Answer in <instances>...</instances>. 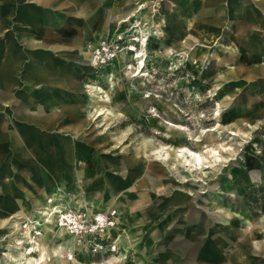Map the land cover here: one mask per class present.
<instances>
[{
    "label": "rangeland",
    "instance_id": "obj_1",
    "mask_svg": "<svg viewBox=\"0 0 264 264\" xmlns=\"http://www.w3.org/2000/svg\"><path fill=\"white\" fill-rule=\"evenodd\" d=\"M77 1L85 9L82 25L72 28L62 18L56 25L23 22L17 0H0V134L18 128L34 139L37 158L22 178L35 202L43 199L36 207L24 190L9 194L8 183L20 189L14 177L19 161L0 163L9 172L7 177L0 172V264L23 263L34 243L55 251L46 264H197L196 257L213 261L220 251L240 257V248L234 251L238 232L252 245L264 241V229L252 236L250 229L264 216V76H248L250 70L227 61L238 54L259 73L264 37L254 29L237 32L227 9L239 4L246 14H258L264 0H249L261 3L253 5L248 0ZM23 42L70 49L49 56L38 52L37 60L28 58L31 50ZM52 59L69 66L74 88L58 90L49 83L53 76H36ZM54 89L69 93L54 99ZM29 91L46 98L34 99ZM70 98L83 111L67 116L61 102ZM101 110L107 112L98 115ZM43 114L56 119L45 125L37 120ZM75 119L80 122L72 136L58 130ZM181 149L205 158L202 168L189 166ZM61 164L75 165L70 178L48 186ZM38 165L34 176L29 171ZM50 198L63 206L56 226L67 205L86 213L90 228L97 213L113 225L96 224L87 239L65 227L58 239L51 234V219L41 218ZM20 205L29 211L15 212ZM132 222L141 225L142 234H132ZM102 230L105 236L98 234ZM151 231L150 247L140 252L133 245L144 243ZM229 231L231 236L223 235ZM115 241L120 250L111 254ZM96 244L102 250L95 252ZM175 246L180 250L170 263L157 260ZM258 249L264 253V246ZM251 251L238 264H264L258 250Z\"/></svg>",
    "mask_w": 264,
    "mask_h": 264
},
{
    "label": "crops",
    "instance_id": "obj_2",
    "mask_svg": "<svg viewBox=\"0 0 264 264\" xmlns=\"http://www.w3.org/2000/svg\"><path fill=\"white\" fill-rule=\"evenodd\" d=\"M17 1H18V3H20L22 5L23 14H22L21 18H22L23 22H26L29 24L46 23L48 25L49 24L50 25H56L59 23L60 18H62L64 21H66V24L68 25V27L76 28L77 26L82 25V23H81L82 19L80 17H81L82 12L85 9L84 8L85 3L84 4L80 3L77 0H30L34 3V4H31L30 6H26L25 0H17ZM248 2L250 3L249 0H248ZM250 4L253 5V4H261V3H253V4L250 3ZM262 4H264V3H262ZM48 8H51V9H48ZM59 8H63V10H62L63 12L56 13V14L51 12V10H55V9H59ZM39 9L42 10V12H43L42 14L40 13ZM65 9H66V11L64 12ZM78 10H82L76 16V18H78L80 20V22H76V20L74 19L75 18V11H78ZM227 11L229 12V19L232 20L233 27L237 32L245 33L247 31H249V29H254V30H256V32H255L256 36H258V31H259L261 36L264 37V7L261 8L260 13H258V14H246L243 11L242 6L239 4H235V6L232 7V9L229 7L227 9ZM67 15H68V19H67ZM241 17L243 19H240ZM35 18H36V21H35ZM68 20H69V22H68ZM18 37H19V39L15 40L16 42H19V40H20V36H18ZM233 39L236 42L239 41L237 38H233ZM260 39L262 40L263 38H260ZM263 43H264V41H263ZM22 44L24 47L29 48L31 50L28 53V58H31L33 56V59H37V60L41 59L38 57V52H42L43 53L42 55H44V56H49L51 54L50 52H52V53L53 52H63L64 50L68 51L70 49L69 46H61L59 44H42L39 47L32 46V45H30L28 43H24V42ZM263 47L264 46L262 45V47L260 48V51ZM231 48H233V46H231ZM84 50H87V46L84 48ZM246 59H247V57H246ZM86 61L89 65V60H86ZM227 61L229 62V65H233L235 67V69H238V70L243 69L246 72H247V70H250V72L246 73L248 76H255L256 77L257 74L260 76H264V61H262L263 62L261 64L262 68L259 70V73H255V72H253V70L248 69V67L245 65L244 58L238 54L228 55ZM36 76L37 77H45V78L47 76H53L50 79L49 83L52 84L53 86H55V88H57V89L59 87L62 88V87L68 86V88L71 90L72 88H74L76 86L74 78H73V74H72L69 66L65 65V64H60L53 59L50 60V64H48L46 67H43L40 71L36 72ZM68 93H69V91L64 92L62 90L59 92V91L55 90V91H53V96H54V99H59L57 96L61 97L62 94H68ZM263 93H264V90H263ZM29 94H31V96H33L32 98H34V99L39 98V97H40V99L46 98L45 93H42L39 96L36 94V92L29 91ZM61 103H62V110L64 113H66L67 116L69 115V113L74 114L75 112L77 113V112L83 111V109L72 98L67 99L65 101H62ZM6 118L7 117L5 116V122L3 121V123H6L7 119H9V118H7V119ZM55 119H56V115H50V114H47V115L43 114L42 116L37 118L38 121L44 123L45 125H47V124L50 125L52 122H54ZM79 122L80 121L78 119L71 120L70 122H66L64 124H61L59 126L58 130H60L61 133L72 136L75 125ZM2 126L5 128L4 124H2ZM0 129H2V128H0ZM2 130L4 131V129H2ZM30 155L32 156L31 158H30ZM34 157L37 158V148H36L34 139L32 137L30 138L26 134L21 133L18 128H12V129H9V131L7 133L0 134V163H2L4 161L5 162L10 161L12 158H15L17 161H19L18 162L19 167H17L18 173L14 177H16L15 178V181H16L15 186H18V188L20 187V189H18V190L16 189L17 191L13 190V186L11 187V184L8 183L6 185L7 192H9V194L19 196V193L20 192L23 193V190H24V192L26 194V198L28 199L27 200L28 203H30V202L35 203V206L37 207L38 204H36V202H35V195H34L33 190H31L30 188H26L29 186H27L26 184H23L24 179L22 178V176H24V172L34 166V164H35V162L33 160ZM73 167H75V165H72L69 169L68 166L61 164L58 168L57 173L53 176L52 180L50 182H48L47 185L49 186V185H51V183L53 184L55 182H64L66 180V178L69 177V175L73 172V170H72ZM38 168H39V165L36 169H34V170L32 169L29 172H33L34 176H36V174H37L36 172L38 171ZM0 172L3 173L4 177L9 176L7 166L1 165L0 166ZM29 172H28V174H29ZM77 173L78 172L76 170V172H74V174H77ZM74 177H75V180L77 182V185L79 186L81 184V182L79 181L80 178L78 176H74ZM52 181H54V182H52ZM33 183H34V180H33ZM35 185H36V183H35ZM36 189H37V185H36ZM19 190H21V191L19 192ZM123 190L124 189H122L119 186V197L122 194ZM55 191H56V188L52 189L51 192L49 194H47L46 196H49V195L51 196ZM86 196H87V194H85V198H86ZM87 200H88L87 202L89 204H91V205L93 204L91 202L90 198H88ZM42 203H43V199H42V202H40L39 204L41 205ZM23 206L24 205H20L17 208V210L15 209L16 210L15 212H19V213L24 212L25 213V211H29L26 208L24 209ZM136 222H132L129 224L130 229L133 232L132 234L140 235V234H142L143 229L141 228L140 224L135 225ZM250 229H252L251 230L252 231L251 236L255 235V233H253V232H259L258 230H263L264 229V216L260 217L255 222V224L250 225ZM215 230L220 231V229H218V228ZM231 233H233V232L229 231L225 234L223 233V235L224 236L225 235L231 236ZM151 236H153L152 231L146 235V240L144 241V243H142L140 246H138V241H137V244H135L133 246L137 247L140 252L147 251L148 248L150 247ZM243 236H244V234H242L241 232H238L236 235L237 242L235 244L236 248L234 249V251L239 247L240 250L242 251V252L241 251L239 252L240 257L236 256L238 254L236 252L234 255H231V254L227 255L226 251H220L222 253V255L220 254L221 256L217 257V259L213 260V261L203 260L201 256L196 257V260L198 261L197 264H238L240 261H243L244 258H241V257H244L243 255L245 253L248 254V253L253 252V251H251L253 248L258 250L257 251L258 253L256 252V254L264 257L263 251L258 249V248H262L264 246V241H262V240L261 241H254L253 245H252L250 240L247 239V241H244ZM165 241L162 242V243H164L163 246H165ZM231 243H232L231 241H228V247L230 246ZM157 246L159 248L162 247V246H160V244ZM125 247H126V245H125ZM231 247H232V245H231ZM220 248H222V246H220ZM173 249H175V250H173ZM173 249L171 251L172 253L171 252L168 254L163 253V254H161V256L158 254L157 260H159L161 262L170 263L171 259H175L176 256L178 255L177 253H179L180 247L175 246V247H173ZM221 250H224V249H221ZM155 256H157V255L155 254ZM120 264H124V263H120ZM190 264H193V263H190Z\"/></svg>",
    "mask_w": 264,
    "mask_h": 264
},
{
    "label": "bare ground",
    "instance_id": "obj_3",
    "mask_svg": "<svg viewBox=\"0 0 264 264\" xmlns=\"http://www.w3.org/2000/svg\"><path fill=\"white\" fill-rule=\"evenodd\" d=\"M79 12H81V10H78V11H75V15L77 14H79ZM75 20H76V22H80V20L79 19H77V18H74ZM99 54H101V51H99V53H98V55L97 56H100L101 58H102V61H103V63H104V60H103V58H105L104 56H101V55H99ZM141 55V54H140ZM138 57H140V56H138ZM97 58H99V57H97ZM96 58V59H97ZM137 58V57H136ZM92 62V61H91ZM99 92V91H98ZM102 92V91H101ZM107 97H109L108 95H106ZM107 101H109L110 102V99H107ZM107 111H104V110H101L99 113H98V115H103V114H105ZM170 126H172V125H170ZM164 149V148H163ZM162 152H163V150H162ZM180 152H182V154H186V158L185 157H183V158H185L186 159V163L188 162L189 163V166H190V164L192 165V163H193V165L192 166H194L195 168H196V170H198V169H200V168H202V166H203V164H204V162H205V158H202L201 157V155H199V154H197V153H195V152H191V151H189V150H186V149H181L180 150ZM184 152V153H183ZM206 152H209V153H211L210 155H211V157H215V156H217V153L214 151V150H212V151H209V150H207ZM178 157H180V155H177ZM218 157V156H217ZM208 160V159H207ZM219 161V160H218ZM212 163V162H211ZM40 202L38 201V202H36V204H39ZM70 207H72L71 205H69ZM67 207H68V205H67ZM67 207L65 208V211L63 212V215H62V220L60 219V226L59 225H57L56 226V224H53V223H55L56 221H55V218L57 217V216H61L60 214H62V212H60L61 210H62V208H63V206L62 205H57V204H54L53 202H52V199L50 198L48 201H46V207H44V209H42V216H45V217H41V218H47L48 219V221H49V219H51L50 221H51V224H53V226H51V234H53V235H55V237L56 238H58V239H61V238H63L64 237V232L62 231V230H65L64 228L65 227H67L68 228V230L67 231H69L70 233H72L73 235H74V231H72L71 230V228H70V224H72V222H73V216H72V214H71V211L69 210V209H67ZM77 208H84L87 212H88V214L90 213V211H89V209H87V208H85V207H79V206H76ZM43 208V207H42ZM37 210V209H36ZM18 215V214H17ZM39 216H41V215H39ZM59 220V219H58ZM49 221V222H50ZM3 226V225H2ZM4 227V226H3ZM6 227V226H5ZM7 229V228H6ZM9 229V228H8ZM34 231V230H33ZM41 231V230H40ZM40 233L41 232H35V236H38V235H40ZM73 237V236H72ZM71 238V237H70ZM27 239L29 240L30 239V237H27ZM114 244H115V247H114V250H113V252H111V254H114V253H117L120 249H119V246H117V242L115 241L114 242ZM34 246H31L30 247V250H28V253L27 254H25V257H24V262L23 263H20V264H46L48 261H47V258L48 259H50L51 257V255H50V253H55V251L53 250L52 252L50 251V250H44V249H42V250H40V246L38 245V244H36V243H34L33 244ZM36 252V259L34 258V259H32L31 258V256L33 255V253H35ZM69 252V251H68ZM55 255V254H54ZM53 255V256H54ZM70 256V255H69ZM23 259L21 258V261H22ZM106 264V263H105Z\"/></svg>",
    "mask_w": 264,
    "mask_h": 264
},
{
    "label": "built area",
    "instance_id": "obj_4",
    "mask_svg": "<svg viewBox=\"0 0 264 264\" xmlns=\"http://www.w3.org/2000/svg\"><path fill=\"white\" fill-rule=\"evenodd\" d=\"M70 211H71V214L74 218L72 224H70V228L72 231H74V236L77 237L78 235H80L82 237V239H87L86 237L89 234V232H94L97 227H103V226L105 227V224H107V223L108 224L110 223L109 225H113V222L109 221L107 219V217L104 216V214L97 213V214H93L94 215V224H91V228H90L87 225L88 221H87V217H86L87 214L86 213L80 212V211H73V210H70ZM96 224H97V227H96ZM103 232H104V230H102V233H98V234L105 236L103 234ZM112 247H113L112 250H114L115 245H113ZM101 248H102L101 244H99V245L96 244V247H93V250L95 252H97Z\"/></svg>",
    "mask_w": 264,
    "mask_h": 264
},
{
    "label": "water",
    "instance_id": "obj_5",
    "mask_svg": "<svg viewBox=\"0 0 264 264\" xmlns=\"http://www.w3.org/2000/svg\"><path fill=\"white\" fill-rule=\"evenodd\" d=\"M216 222H217V219H216ZM215 221H214V223H216ZM164 245V243H160V246H163Z\"/></svg>",
    "mask_w": 264,
    "mask_h": 264
}]
</instances>
